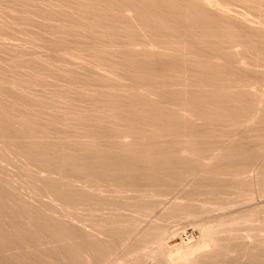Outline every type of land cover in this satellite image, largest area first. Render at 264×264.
Segmentation results:
<instances>
[{
	"label": "bare ground",
	"instance_id": "1",
	"mask_svg": "<svg viewBox=\"0 0 264 264\" xmlns=\"http://www.w3.org/2000/svg\"><path fill=\"white\" fill-rule=\"evenodd\" d=\"M233 1L246 13L76 1L61 25L80 45L53 44L84 65L67 67L63 109L0 89V169L17 163L0 173V264H264V203L237 208L264 196V0ZM31 63L28 84L51 68ZM183 218L195 234L168 237Z\"/></svg>",
	"mask_w": 264,
	"mask_h": 264
},
{
	"label": "rangeland",
	"instance_id": "2",
	"mask_svg": "<svg viewBox=\"0 0 264 264\" xmlns=\"http://www.w3.org/2000/svg\"><path fill=\"white\" fill-rule=\"evenodd\" d=\"M23 1L0 0V89L6 93L4 97L9 99L12 95L15 96L17 94V87L20 86L31 94L47 97L53 105L55 104L57 109H63L60 102L62 89L67 84H73V81H68L69 77L65 75L67 67L72 66L80 72L83 71L82 66L84 65L81 59L70 57L65 49L54 50L53 44H56L59 48H64L65 46L77 48L80 45L77 42L83 39V37L75 33H69L61 25V22L67 21L69 17H72L70 15V8L75 5L77 0H30L28 6L29 11L27 12L23 6ZM219 1L222 4L226 3L227 5H225L231 9V13L236 11L233 13L235 15H239L241 12L246 13V7L238 2L233 0ZM46 2L51 3V11L48 10ZM40 8L43 9L41 10ZM37 9L43 12L38 13ZM32 12H35L37 15L35 21H32L28 16ZM249 15L250 17H248L250 19L253 17V21H257L252 14ZM40 16H44L46 19H42ZM90 36L91 38H88V40L95 38L94 34ZM38 38L41 41L40 43L38 42V46H35L34 42ZM48 39H51V50L47 47L46 40ZM20 51H23L25 55L21 56ZM36 57L43 60L46 59L51 64V68L42 70V81L28 84L26 83L28 79L27 74L31 71L32 67L35 70L31 59ZM86 61L88 64H92L91 60L87 59ZM83 105L84 103L79 102L78 109L84 108ZM8 161L9 163L7 162V164L9 165L6 164L7 167L5 166V169L7 168L10 171L0 169V173L5 174V177L1 174L0 177L11 178L14 174L13 172H17V169H15L17 168L16 161L10 159ZM172 199L171 195L164 197L161 203H159L160 205L155 208L154 213L151 215L155 216V214H158L160 212L159 210L167 206L169 204L168 202H171ZM263 203L264 196L256 197L254 200L252 199L237 208ZM77 207L75 216L78 221L76 222L82 225L83 223L79 222L82 217L78 219V216L85 214L86 210L84 206L78 205ZM55 210L59 217L63 216V212L60 209ZM108 211L109 208L102 207L96 212L99 215L106 214ZM194 220L185 218L176 221L174 219L168 220L170 230L168 237L177 236L179 239H187L191 236L192 230L195 234L200 222Z\"/></svg>",
	"mask_w": 264,
	"mask_h": 264
}]
</instances>
